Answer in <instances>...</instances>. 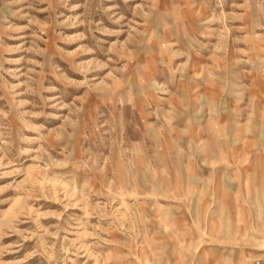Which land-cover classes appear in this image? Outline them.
Wrapping results in <instances>:
<instances>
[{"label":"rangeland","instance_id":"374dc122","mask_svg":"<svg viewBox=\"0 0 264 264\" xmlns=\"http://www.w3.org/2000/svg\"><path fill=\"white\" fill-rule=\"evenodd\" d=\"M0 264H264V0H0Z\"/></svg>","mask_w":264,"mask_h":264}]
</instances>
